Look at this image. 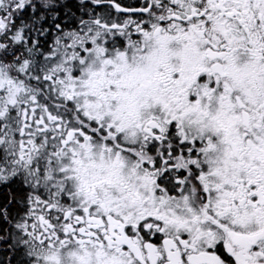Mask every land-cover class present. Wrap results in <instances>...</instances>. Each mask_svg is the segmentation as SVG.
I'll list each match as a JSON object with an SVG mask.
<instances>
[{"label":"snow or ice","instance_id":"6c2138e0","mask_svg":"<svg viewBox=\"0 0 264 264\" xmlns=\"http://www.w3.org/2000/svg\"><path fill=\"white\" fill-rule=\"evenodd\" d=\"M0 264H264V0H0Z\"/></svg>","mask_w":264,"mask_h":264}]
</instances>
